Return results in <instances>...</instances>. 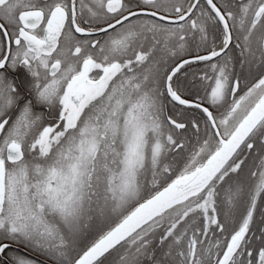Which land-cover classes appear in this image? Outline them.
Instances as JSON below:
<instances>
[{
	"label": "snow or ice",
	"instance_id": "1",
	"mask_svg": "<svg viewBox=\"0 0 264 264\" xmlns=\"http://www.w3.org/2000/svg\"><path fill=\"white\" fill-rule=\"evenodd\" d=\"M218 2L0 0V264H264V0Z\"/></svg>",
	"mask_w": 264,
	"mask_h": 264
},
{
	"label": "flooded vegetation",
	"instance_id": "2",
	"mask_svg": "<svg viewBox=\"0 0 264 264\" xmlns=\"http://www.w3.org/2000/svg\"><path fill=\"white\" fill-rule=\"evenodd\" d=\"M224 2V0H219L218 2V6H220V4H222ZM236 2L238 3V0H236ZM2 22V21H0ZM219 27V26H217ZM217 43H219V41L217 40ZM166 59H168L167 57H165ZM184 58H188L187 55L184 56ZM175 59V58H173ZM173 59H168V63L171 64L173 62ZM204 67L203 64H197V65H193L191 68H186L185 70L186 71H189V73L191 74L192 72H199L200 69H202ZM252 82L251 78H249V84ZM246 89L244 88V85L242 84L241 85V89H240V92L238 93L239 94H243V91H245ZM189 93H190V96L189 98L195 96L198 91H199V88H198V81L196 82V84L192 85L189 87L188 89ZM202 94V93H201ZM37 111H42L44 112L45 116L48 115V111L47 109L45 108H38ZM167 112V109L165 110ZM185 113L186 114H191L192 110H189V109H184ZM171 114V113H169ZM202 116V114H200ZM184 135L188 136V135H192L191 131H189L188 133H185ZM254 168V165L252 164L251 160L249 161V165H248V168L245 169L244 171V174L243 176L241 177V180H243L245 182V185L248 186V185H251L252 183H254V178L251 176V171Z\"/></svg>",
	"mask_w": 264,
	"mask_h": 264
},
{
	"label": "trees",
	"instance_id": "3",
	"mask_svg": "<svg viewBox=\"0 0 264 264\" xmlns=\"http://www.w3.org/2000/svg\"><path fill=\"white\" fill-rule=\"evenodd\" d=\"M202 135H203V130L201 131V136H202ZM187 137L189 138V140L191 141L192 144H195V143H196V141H195V139L193 138L192 135H188ZM257 219H258V217H257ZM111 259H112L113 261H115V260H116V256L114 255Z\"/></svg>",
	"mask_w": 264,
	"mask_h": 264
},
{
	"label": "rangeland",
	"instance_id": "4",
	"mask_svg": "<svg viewBox=\"0 0 264 264\" xmlns=\"http://www.w3.org/2000/svg\"><path fill=\"white\" fill-rule=\"evenodd\" d=\"M202 131V130H201Z\"/></svg>",
	"mask_w": 264,
	"mask_h": 264
}]
</instances>
